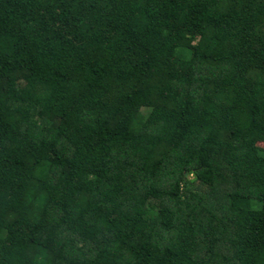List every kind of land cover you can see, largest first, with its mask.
Segmentation results:
<instances>
[{"label":"trees","instance_id":"1","mask_svg":"<svg viewBox=\"0 0 264 264\" xmlns=\"http://www.w3.org/2000/svg\"><path fill=\"white\" fill-rule=\"evenodd\" d=\"M0 264H264V0H0Z\"/></svg>","mask_w":264,"mask_h":264}]
</instances>
